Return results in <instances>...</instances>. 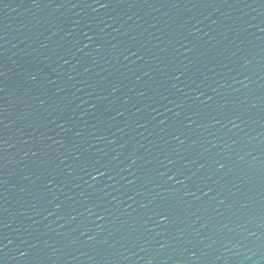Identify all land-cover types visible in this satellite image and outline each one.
I'll use <instances>...</instances> for the list:
<instances>
[{
	"label": "water",
	"instance_id": "water-1",
	"mask_svg": "<svg viewBox=\"0 0 264 264\" xmlns=\"http://www.w3.org/2000/svg\"><path fill=\"white\" fill-rule=\"evenodd\" d=\"M154 264H264V0H116Z\"/></svg>",
	"mask_w": 264,
	"mask_h": 264
}]
</instances>
